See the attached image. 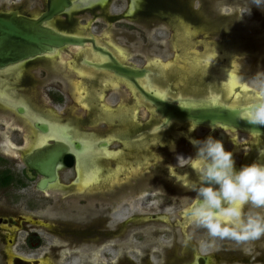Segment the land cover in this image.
I'll list each match as a JSON object with an SVG mask.
<instances>
[{"label": "rangeland", "instance_id": "obj_1", "mask_svg": "<svg viewBox=\"0 0 264 264\" xmlns=\"http://www.w3.org/2000/svg\"><path fill=\"white\" fill-rule=\"evenodd\" d=\"M163 3L160 11L164 17L149 15L148 23L153 25L147 26L146 31L131 20L136 16L117 19L127 9L129 0H109L103 8L73 9L71 15L58 16L53 25L65 32L95 34L103 43L112 39L128 51L126 62L137 66L151 63L172 66L183 54L176 35L188 27L198 36L192 45L200 52L198 62L206 59L207 46L212 42L222 53H234L231 57L221 58L217 54L211 57L214 66H232L236 60L251 90L264 87V9L252 5L251 0H163ZM45 6L46 0H0V10L18 9L29 16L40 14ZM108 15L116 21L111 23ZM60 52L55 59L41 57L27 63L14 75L2 77L1 84L11 88L14 98H28L35 112L61 121L72 120L80 130L97 138L107 137L121 123L119 119L113 122L103 118L91 123L95 110L102 104L98 95L104 92V101L114 112L119 113L123 106L138 111V121L143 127L138 128L137 122L131 127V135L143 129L150 133L156 115L138 102L137 95L127 85L102 87L95 77L87 75L93 78L90 80L81 76L92 93L87 97L92 106L85 108L77 102L72 86L73 79H79L80 75L67 64L79 57L77 48L67 47ZM195 57L191 53L189 59L197 62ZM219 132L226 133L228 149L239 144L235 152L237 167L246 164L247 157L257 154L258 142L247 132L205 126L186 128L177 124L175 129L156 139L149 136L144 139V134L131 142L113 140L112 149H122L129 142L132 151H142L126 154L127 158L118 161L101 158L103 175L116 163L144 168L132 175L127 170L126 176L114 184L101 182L100 187L76 193L72 186L75 172L63 168L61 188L41 192L36 189V180L27 181L26 186L16 183L0 186V216L24 214L38 221L25 222L19 230L0 225V264H8L6 240L10 233L15 237L11 246L14 253L48 258L52 264H190L197 255L208 256L209 264H264V236L244 242L213 238L206 229L187 220L185 209L195 193L175 181L188 185L197 180L188 163L196 152L190 138L203 139L209 134L216 137ZM33 141V133L24 118L0 105V157L7 162L0 168L7 167L18 174L23 168L22 155ZM171 164L173 172L168 169ZM251 211L264 216V208ZM41 220L50 225H40Z\"/></svg>", "mask_w": 264, "mask_h": 264}, {"label": "bare ground", "instance_id": "obj_2", "mask_svg": "<svg viewBox=\"0 0 264 264\" xmlns=\"http://www.w3.org/2000/svg\"><path fill=\"white\" fill-rule=\"evenodd\" d=\"M106 1L107 0H74L75 5L73 9H78V8L87 9V8L93 7L94 5L98 3H106ZM134 3L135 1L133 0L132 10L134 9ZM80 34L81 33L77 32V35H80ZM180 37H181L180 44L183 45L187 50L186 56L188 57L192 53L193 55L196 56L195 59H197L196 61L198 62L200 58H198L197 56L200 55V52H198L196 48L192 46L193 44H195V39L198 37L196 35V31H192L190 28L187 27L185 28V30L183 31ZM96 40L98 43L100 42L102 43L100 38H97ZM109 41L114 44L115 49L113 51L118 56V58L122 61L126 60L128 58V54L125 48L122 46L116 45L112 39H109ZM207 48H208V53H207V56H205V58L209 66V69L211 70V73L216 75V80H213L211 85L214 86L216 89L219 88L222 90L221 93L219 94L216 93L212 95V97H214L213 100H216L218 102H224V103L229 102L230 104L236 105L237 102L240 101L241 99H250V100L252 98L254 99L256 91L254 90L251 91L250 87L243 79L239 71V68H238L239 66L236 60L232 61V66H223L220 68L217 65L213 66L214 64L210 61L211 57L216 56V54L219 55L221 58H224L225 56L231 57L234 53L230 51H224L225 53H222L221 51H219L220 47H217V45L213 44L212 42L210 43V46H207ZM77 52L79 54H83L88 60H90V62L103 63L106 60V58L103 57V55H99V53L93 51L91 46L89 45L88 46L87 45L78 46ZM60 55H61V52L59 49H57V50H54V52L50 53V55L48 56L51 59H55L56 57H59ZM174 63L176 65L175 70L178 73L182 74L183 76H187L189 73H191L190 77L191 79L195 78L194 80L195 82L192 81L190 83L189 80L186 81L183 79H180L179 82H177V79L172 80L173 77L169 76L166 73V70L163 69V67H161L162 69H161V72L158 73L159 75H157L156 72L151 69V72H150L151 74H149L147 78L141 79L140 82L143 85V87H145L148 91L155 90L163 98H167L170 101H175V102H184V101H187V98H181V97L180 99L175 98V96L171 95L169 92V90H171L172 88L170 86L168 88H165L163 87L164 84H166V82L173 81L174 83L175 82L179 83L182 86H185L187 88L195 87L197 86V84L198 86H200L201 81L199 79H201L202 77L203 79H207L208 73L206 71L203 72L200 69H197V70L189 69L187 68V65L181 66L179 61L174 62ZM22 64L23 63H20L12 67H9L6 70H4V72L11 75V73L15 71L19 67V65L21 66ZM67 64L68 66L71 67V69L75 70L80 75L79 77L81 76L83 77L84 74L99 75L100 77H103L105 79L104 85L106 87L110 85H119V82L115 80L113 78V75L106 69L96 68L93 66L87 67L86 65L79 66L77 62L75 61V59L73 61H68ZM164 67L168 68L169 63L165 64ZM190 77H187V78H190ZM158 79H160L161 83H159L160 81H158ZM72 87H73V92L75 93V96H76L75 98L77 102L82 103L85 108L90 107V105L92 106V104H90V102L87 100V97L91 92L89 90V87L83 82V78H79V79L74 78ZM10 90L11 88H8L6 86V83L1 84L0 82V101H3L5 103L13 101L17 104H23L27 107V112H28L26 115L27 120L33 121L34 119H36L38 115L32 112V109L30 107L28 100L23 97L22 98L18 97V99L17 97L14 98L12 96L13 93ZM95 92L96 94H98L97 89ZM180 96H182V94H180ZM99 97H101L100 101L102 104H99L98 110L94 109L95 116H93L92 118L93 121H96L99 118L110 119L113 122H115L116 119L121 120L120 121L121 123L115 127L113 133H111L110 136H108V138L102 140L106 142L105 145L98 147V144L99 142H101V140H99V138H97V136L93 133L80 132V130L75 129V126L73 125L74 126L73 127L72 124H68L67 126H65L64 129H60L57 126V124L61 122H59L60 120L57 117H53V118L47 117V120L49 119L48 121H50L51 123V133L50 134L47 133L46 135H42L39 133V135L36 138L37 141H35L32 144H29L28 146L30 147L29 149H32L36 145L48 142L51 137H62L63 139H66V140H70V138L72 140L73 137L81 139L82 147L79 150H76L74 148L72 149L77 155V178L73 181V184H72L74 185V191L76 193H83L87 189L93 190L95 189V187H100L101 182L114 184L115 182H118L120 180L121 173L123 171L125 172V169H124L125 167H123V165H120V166L118 165L116 168L109 170V173L103 175V165L99 163L100 162L99 160L101 158L112 159V158L119 157L120 152L115 151L110 147L112 140H114L115 138L119 136L129 135L131 131V127H134L136 123L139 122L138 121V111L136 110V108L132 109V107H126L124 111L116 113V112H113L112 107L104 101V97H105L104 92L99 93L98 98ZM135 110L136 112H134ZM173 122L174 121H171L169 124H164L163 126L157 127L156 129L153 130V133H149V135L154 139L155 135L153 134L157 130H160L161 128H163L166 132V130H168L170 126L173 124ZM67 133H70L71 136H66ZM254 136H255L254 141L258 142V140L260 141L264 140V138L259 137L260 135L258 134ZM221 140H223L225 144V148L228 149L226 145L227 140H228L227 135L225 134L222 135ZM238 145H236L234 149H232L234 153V159H235V152L239 148ZM263 150H264V147H263ZM168 169H170L172 172L174 171L172 164L171 166L168 167ZM143 170H144L143 166L141 167V165H139V167L137 168L134 167L133 169L130 170L131 171L130 175L134 173L137 174L139 171H143ZM184 171L185 170L183 171L181 170L180 172H184ZM173 178L174 177L172 176V179ZM58 182H61V180H59ZM175 182H178L177 185H182V184H183L182 186L186 185L184 184L185 183L184 181L182 182L180 180H177ZM26 219L30 221H35L33 217L31 216H27ZM2 226H8V224H2ZM12 230H18V228L16 226H12ZM14 239L15 237L13 233L8 234L7 251L9 253L10 264H14V259H13L14 255H20V254L14 253L11 250V246L14 243ZM20 256L23 258H32V257H25L23 255H20ZM208 261L209 259L207 258L206 264H208ZM39 264H52V263L50 259L48 258H40ZM194 264H197L196 261Z\"/></svg>", "mask_w": 264, "mask_h": 264}, {"label": "water", "instance_id": "obj_3", "mask_svg": "<svg viewBox=\"0 0 264 264\" xmlns=\"http://www.w3.org/2000/svg\"><path fill=\"white\" fill-rule=\"evenodd\" d=\"M74 0H47V9L37 16H29L21 13L18 9L0 10V73L16 64L25 63L35 58L50 55L54 50L62 49L66 46H83L87 42L95 43L93 38H87L74 33H67L49 25L55 17L72 12ZM100 53L102 49L95 48ZM99 53V55H101ZM110 62L93 63L85 62L96 68L113 70L134 83V85L145 95L146 99L156 105L157 111L164 118V124L177 119L182 122L191 121L196 125L225 126L237 130H243L254 135L264 136V126H253L245 121L239 120L237 115L253 99H241L236 105L213 100V94L208 98L187 99L184 102H173L143 89L138 78L146 74V69H139L122 64L115 57H110ZM206 60V59H205ZM177 61L182 65L184 62H192L186 52ZM176 62V61H175ZM20 114H25V107H18ZM42 132H48L47 124H37ZM257 128L259 132H254L252 128ZM221 128V127H220ZM227 129V128H226ZM77 147H80L77 144ZM71 148L68 144L56 141L53 144L37 148L34 152L25 155L24 161L28 166V174L34 178L33 171L42 175L37 183L39 190H46L50 185L59 181L58 169L62 165H72L73 157L70 154ZM26 217L14 218L0 217V225L13 224L21 228V222ZM188 220V218H187ZM208 256L197 255V264H206ZM14 264H39L40 259L23 258L14 255ZM194 264V263H193Z\"/></svg>", "mask_w": 264, "mask_h": 264}, {"label": "clouds", "instance_id": "obj_4", "mask_svg": "<svg viewBox=\"0 0 264 264\" xmlns=\"http://www.w3.org/2000/svg\"><path fill=\"white\" fill-rule=\"evenodd\" d=\"M251 3L264 9V0ZM237 118L264 126V87L256 90L253 102ZM252 130L259 132L255 127ZM190 142L196 152L188 163L197 180L184 185L195 193L185 209L189 221L213 238L244 242L264 236V216L251 211L264 208V162H260L264 152L253 162L237 167L233 151L226 149L220 138L209 134L203 139L190 138Z\"/></svg>", "mask_w": 264, "mask_h": 264}, {"label": "flooded vegetation", "instance_id": "obj_5", "mask_svg": "<svg viewBox=\"0 0 264 264\" xmlns=\"http://www.w3.org/2000/svg\"><path fill=\"white\" fill-rule=\"evenodd\" d=\"M135 1V3H134V9L132 10V4H133V0H129V5H128V7H127V9L122 13V14H120V18H117V19H121V18H125V17H130V18H132L133 16H136V17H134L133 19H131L134 23H135V25L137 26V27H141L142 29H144L145 31H146V28H147V26H150V28H151V26L153 25V24H149L148 23V16L149 15H151V16H159V17H164V15L162 14V12L160 11V8H161V6L160 5H162V4H164L163 3V0H134ZM107 2H109V0H107L106 1V3H98V4H96V5H94V6H100V7H104L106 4H107ZM173 4L174 3H177L176 1H173L172 2ZM47 9V0H46V6H45V9L42 11V12H44L45 10ZM79 10V9H78ZM190 12H192L191 10H189ZM41 12V13H42ZM40 13V14H41ZM136 13H139V14H137V15H135ZM66 15H71V14H69V13H65ZM39 15V14H38ZM63 15V14H62ZM33 16V15H32ZM37 16V15H36ZM60 16V15H59ZM139 16H143V18H138ZM193 16H194V13H193ZM58 17V16H57ZM57 17H55L52 21H50L49 22V24H51L52 26H54L53 25V21L57 18ZM116 17V16H115ZM108 19L110 20V22L112 23V22H114V21H116V18H114V16H109L108 15ZM187 20H189V19H187ZM158 21H156V23H157ZM186 23H188V22H186ZM189 25H191V22H189L188 23ZM192 26V25H191ZM55 27V26H54ZM57 28V27H56ZM60 30V29H59ZM62 31V30H61ZM63 32H65V31H63ZM67 33H71V32H67ZM183 33V31H181L180 33H177V35H176V38H177V46L179 47V50L181 49V51L183 50V53H185V52H187V50H186V48L183 46V45H181L180 44V42H181V40H180V36H181V34ZM75 34V33H74ZM77 34V33H76ZM179 35V36H178ZM80 36H84V37H87V38H93L94 39V41H95V43L93 44L92 42H87L85 45H89V46H91V48H92V50L93 51H95V52H97V53H100L99 51H97L95 48H99V49H102V51H103V53H100L101 55H103V57H105L106 58V60L103 62V63H107V62H110V57H115V58H117V60L118 61H120L122 64H124V65H127V66H131V67H135V68H139V69H146L147 70V72H146V74L144 75V76H142V77H139L138 78V81H139V83H140V85L143 87V85L141 84V82H140V80L141 79H145V78H147L148 77V75L149 74H151L150 72H151V69L153 70V71H155L156 72V74L157 75H159L158 73L159 72H161V67H163V69L164 70H166V73L169 75V76H171V77H173L172 78V80L173 79H177V82H179L180 81V79H183V80H189V82L191 83L192 81L193 82H195L194 80H195V78L194 79H191V73H189L187 76H183L182 74H180V73H178L176 70H175V68H176V65H175V61L177 62V59L175 60V61H173L172 62V66H170V64H169V67L168 68H165L164 66H165V64L163 65V66H158V65H152V63L151 64H149V65H144V66H137V65H134V64H130V63H127L126 62V60H124V61H122V60H120L119 58H118V56L114 53V49H115V46H114V44L113 43H111L110 41V43H98L97 42V38H100V37H98L97 35H95V34H91V33H87V34H80ZM97 37V38H96ZM100 40L102 41V39L100 38ZM67 47H74V48H77L78 46H66V47H64V48H67ZM64 48H62V49H64ZM62 49H59L60 51L62 50ZM127 51V50H126ZM127 54H128V51H127ZM79 57L77 58V56L75 57V61L77 62V64L79 65V66H81V65H86L87 67H92V65H89V64H87L86 62H85V60H88L83 54H77ZM183 55V54H182ZM43 57H46L47 59H51L48 55L47 56H43ZM39 58H41V57H39ZM35 59H37V58H35ZM35 59H33V60H35ZM33 60H30V61H28V62H25V63H23L21 66L19 65V67L15 70V71H13L12 73H11V75L13 74H15L16 72H19L20 70H22V68H25L24 66H26L27 65V63H29V62H31V61H33ZM88 61H90V60H88ZM93 63H95V62H93ZM182 65H187V68H189V69H193V70H197V69H200V70H202L203 72L204 71H206L208 74V77H207V79H203V77L201 78V79H199L200 81H201V85L200 86H198V84H197V86H195L193 83V85L195 86V87H185V86H182L181 84H179V83H174L173 81H169V82H166V84H164V86L163 87H165V88H168L169 86L172 88L171 90H169V92H170V94L171 95H173V96H175V98H177V99H180V97L181 98H187V99H201V98H207V97H209V95H211L212 93H221L222 92V90L221 89H219V88H215L214 86H212L211 84H212V81L213 80H216V75L215 74H213V73H211V70L209 69V66H208V64H207V61L204 59V60H201L200 62H195V60H192V62L190 61V62H184ZM181 65V66H182ZM214 66V65H213ZM218 66V65H217ZM94 67V66H93ZM102 69V68H101ZM217 69V68H216ZM107 71H109L112 75H113V78L115 79V80H117L118 82H119V84H122V85H127L129 88H131L133 91H134V93H135V95H137L136 97H137V100H138V102H140L141 104L143 103L145 106H146V108H148V109H150V112H152V113H154V115H156V119H154L155 121H154V123H152V125H151V127L149 128V132L150 133H153V130L154 129H156L157 127H160V126H163L164 125V122H165V118H164V116L161 114V113H159L158 111H157V107H156V105L155 104H153L151 101H149V100H147L146 99V97H145V95L134 85V83L132 82V81H130V80H128V79H126V78H124V77H122V76H120V75H117L113 70H109V69H106ZM77 73V72H76ZM102 73V72H101ZM187 73V72H186ZM8 75H10V74H7V73H5V72H2V73H0V79L2 78V77H4V76H8ZM85 76H87V75H90L91 77H95V79L98 81V80H100V82H101V84H99V85H101L102 87H104L105 85H104V78L103 77H100L99 75H91V74H84ZM83 75V76H84ZM90 76H87V79H90V80H92L93 78H91ZM90 77V78H89ZM152 77H153V75H152ZM187 77H190V78H187ZM15 78H16V76H15ZM81 78V77H80ZM108 78V77H107ZM158 81H160V79H158ZM0 82H2V81H0ZM159 83H161V81L159 82ZM178 84L180 85V87H184L183 89H180L179 90V88L180 87H177L178 86ZM174 85H177L176 87H174ZM190 88V89H189ZM143 89L144 90H146V91H148L145 87H143ZM181 90H191V92L192 93H197V94H193V95H187V93H185V92H182ZM187 91V92H188ZM199 91V92H198ZM252 91V90H251ZM149 92H151V93H155V94H157V95H159L155 90H151V91H149ZM180 93L182 94V96H180ZM189 93V92H188ZM191 93V94H192ZM185 94V95H184ZM13 97H14V95H12ZM161 96V95H160ZM139 97V98H138ZM162 97V96H161ZM16 98V97H15ZM18 99V98H17ZM27 100H28V102H29V99L28 98H26ZM167 99V98H166ZM253 99V98H252ZM167 100H169V99H167ZM254 100V99H253ZM173 102H175V101H173ZM29 104H30V102H29ZM0 105L1 106H4V107H6L8 110H11V111H13L16 115H18V116H20L21 118H24V120L28 123V125H29V127L31 128V131H32V133H33V142L32 143H34L35 141H37L36 140V138H37V136L39 135V133L40 134H42V135H46L47 133L48 134H50L51 133V123H50V121H48L47 120V117H49V118H52L50 115H44V114H40V113H38V112H35V110L31 107V105H30V107H31V109H32V112L35 114H37L38 115V117L36 118V119H34L33 121H28L27 120V118H26V115H27V107L25 106V105H23V104H17V103H15V102H3V101H0ZM25 107V114H20L19 112H18V107ZM129 107H131V106H129ZM126 107L125 106H123V107H121V108H119L118 109V111H120V112H122V111H124V109H125ZM132 109H134L133 107H132ZM112 110H113V108H112ZM115 110H113V112H114ZM134 112H136V110L134 111ZM45 116H46V118H45ZM93 118V117H92ZM99 119H101V118H99ZM98 119V120H99ZM175 121L173 122V124L170 126V128L168 129V130H166V132H165V130L163 129V128H161L160 130H157L153 135H155V138L154 139H156L159 135H164V134H167L168 132H170L171 130H173V129H175V125H177V124H180V125H183L184 127H194V126H205V127H209V128H212V129H214V128H216V127H221V128H227V129H232V130H237V129H234V128H230V127H225V126H220V125H217V126H209V125H196V124H194L193 122H191V121H188V122H182V121H179V120H177V119H174ZM79 120H75V122H78ZM171 121H173V120H171ZM59 122H61V123H59V124H57V126L60 128V129H64L65 128V126H67L68 124H72V126L74 125L75 126V129H79V127L76 125V124H74L73 122L74 121H59ZM80 122V121H79ZM96 121H93V119H92V121H91V123L92 124H94ZM36 123L37 124H39V125H41L42 123L44 124H47V126L49 127V130H48V132H42L37 126H36ZM169 124V123H168ZM73 126V127H74ZM143 127V125L140 123L139 124V126H138V128H142ZM115 129V128H114ZM80 130V129H79ZM114 131V130H113ZM113 131L111 132V133H113ZM146 129H143L142 131L140 130V132H137L135 135H131L130 133H129V135H126V136H119V137H117V138H119V139H121V140H125V141H129V142H131V141H136L135 139H137V138H139V137H141V136H143L144 134H146V137L144 138V139H147V136H150L149 135V133H146ZM240 131H243V130H240ZM80 132H85V131H82V130H80ZM245 132V131H244ZM110 133V134H111ZM247 133H249V132H247ZM65 134V133H64ZM110 134L108 135V136H110ZM226 135V133L225 132H219L218 134H217V138H220V139H222V135ZM249 134H251V133H249ZM251 135H253L254 136V134H251ZM66 136H71V134L70 133H67L66 134ZM108 136L107 137H103V138H99V140H101V142H99V144H98V147H100V146H102V145H105V143L106 142H104V141H102V140H104V139H106V138H108ZM118 136V135H117ZM151 137V136H150ZM255 137V136H254ZM259 137H263L264 138V136H262V135H260ZM116 139V138H115ZM114 139V140H115ZM56 141H60V142H62V143H65V144H68V146L71 148V155H72V157H73V163H72V165H62V166H60L59 167V169H58V173H59V180H61V173H60V171L63 169V168H69V169H72L74 172H75V179L77 178V155H76V153L74 152V150H72L73 148L74 149H76V150H79L81 147H82V140L81 139H79V138H75V137H73L72 138V140H71V138H70V140H66V139H63L62 137H51L50 139H49V141L48 142H46V143H43V144H39V145H36L34 148H32V149H29L30 147H28V150H26L24 153H23V155H22V161H23V168L21 169V171L18 173V174H14L11 170H10V168H5V167H3V168H0V175L1 174H6V175H8L9 177H12V181L8 184V185H6V186H1V187H8V186H10L11 184H14V183H16V184H19V185H22V186H26L27 185V181H33V180H36V189L38 190V191H41V192H45V191H47V190H50V189H52V188H61V186H63V184H62V182H58L57 184H52V185H50L46 190H39L38 188H37V183H38V181L41 179V177H42V175H40V174H38V173H36V172H34L33 171V174L35 175V177L34 178H32V177H30L29 176V174H28V166H27V164L25 163V161H24V157H25V155H27V154H29V153H32V152H34V150H36L37 148H40V147H43V146H45V144H53V143H55ZM113 141V140H112ZM129 142H125L124 143V146H123V148L122 149H113V150H115V151H119L120 152V155H119V157H117V158H112V159H109V160H111V161H118V159L119 158H127L126 157V154H129V153H133V152H135V153H141V149H135V151H132L133 150V148H131V147H129L127 144H129ZM139 142V141H138ZM32 143H30V144H32ZM77 144H79V146L80 147H77ZM127 145V146H126ZM110 147H111V144H110ZM263 147H264V140L263 141H260V140H258V148H257V154L256 155H252V156H249V157H247V163H251V162H253L254 160H256L257 158H258V155H259V153L260 152H264V150H263ZM250 158V159H249ZM103 159V161H105V160H107L106 158H102ZM126 160V159H125ZM100 161V160H99ZM260 162H264V155H262V156H260ZM7 162L3 159V158H1L0 157V166H1V164H6ZM100 163V162H99ZM120 166V165H123V167H125L124 169H125V172L123 171L122 173H121V177H120V180H122L121 178H122V176L123 175H125L126 174V172H127V170H131V169H133L134 167L133 166H130V167H126V164H118V163H116V166H114V167H112V169L113 168H116L117 166ZM142 166V165H141ZM137 167H139V165H137V166H135V168H137ZM103 169H104V167H103ZM111 169V170H112ZM144 169V168H143ZM110 170V169H109ZM108 170V171H109ZM144 171V170H143ZM107 174V173H106ZM126 176V175H125ZM74 181V180H73ZM73 186V190H74V185H72ZM10 216H12V217H14V218H19V217H21V216H23V217H27V215H24V214H17L16 216H14V215H10ZM10 216H0V217H10ZM34 219V218H33ZM35 220V219H34ZM25 222H31V223H35L36 224V222H38V221H30V220H24V221H22L21 222V224L23 223V225H22V227L21 228H23V226H24V223ZM40 222V225H42V226H49L50 225V223L49 222H47V221H43V220H41V221H39ZM8 225H11V226H16V222H14L13 224H8ZM20 228H18V230H19ZM224 239H226V238H224ZM6 244H7V246H8V240H6ZM39 244H41V241L39 242ZM35 258H37V259H40V257H35ZM6 262L8 263V264H10V262H9V253H8V251L6 250ZM208 259H209V257H208ZM195 261H196V257L194 258V260L190 263V264H193V263H195ZM209 262L210 261H208V264H209Z\"/></svg>", "mask_w": 264, "mask_h": 264}, {"label": "trees", "instance_id": "obj_6", "mask_svg": "<svg viewBox=\"0 0 264 264\" xmlns=\"http://www.w3.org/2000/svg\"><path fill=\"white\" fill-rule=\"evenodd\" d=\"M12 181V177H9L6 174H1L0 175V185L1 186H6Z\"/></svg>", "mask_w": 264, "mask_h": 264}]
</instances>
